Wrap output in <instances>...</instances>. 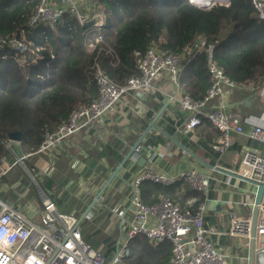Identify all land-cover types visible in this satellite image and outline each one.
Returning a JSON list of instances; mask_svg holds the SVG:
<instances>
[{"label": "built area", "instance_id": "obj_1", "mask_svg": "<svg viewBox=\"0 0 264 264\" xmlns=\"http://www.w3.org/2000/svg\"><path fill=\"white\" fill-rule=\"evenodd\" d=\"M251 1L259 18L264 21V0ZM190 2L205 7L196 0ZM66 16L77 19L82 26L93 22L95 27L102 26L107 18L97 0H40L28 19L26 30L10 35L0 34V50L11 49L15 52L6 54L4 58L13 55L22 62L27 61V57L32 62L41 59L42 48L28 35L42 26L55 27ZM203 51L207 53L212 84L202 99L182 94L178 107L187 114L185 129L193 131L202 125L204 119L209 120L221 134L213 146L214 151L221 155L232 145L231 134L243 135L246 124L251 127L249 136L264 143V119L242 118L214 104L223 97L225 88L231 91L259 90L261 97H264V80L260 86L253 81L235 83L214 61V46L198 38L179 54H163L155 47L149 48L138 63L139 74L129 78L123 85L115 83L97 66L94 82L98 87V97L95 101L79 107L57 129L46 132L40 146L33 152L19 155L13 147V141L5 143L10 157L0 162V184L15 170L23 169L32 179L38 178L40 173H34L43 165L48 166L50 171L52 164L46 162V158L55 161L62 154V147L67 141L79 133L89 134L106 119H110L129 96L136 101L131 110L136 115H143L146 101L156 92L155 81L159 77H170L180 86L178 79L181 71ZM142 151L143 148L138 145L131 157ZM150 156L152 158L153 153ZM32 159H37V162H32L33 168L30 169L28 162ZM233 173L257 187L264 185V155L257 151H246L239 170ZM118 179H121L120 173L97 199L83 221H87L85 228L83 223L79 224L78 213L60 212L50 194L39 187L42 208L38 225L0 199V264H129L132 242L138 237L146 238L153 245L168 242L172 251L170 264H231L230 257L208 239L209 231L204 225L207 211L203 203L195 208H183L167 197H161L151 205L144 203L141 198V187L145 183L164 187L183 183L193 192L205 195L210 189V175L196 169L168 174L147 167L134 175L132 180L124 179L120 190L112 194V199L106 200L109 188ZM97 181L95 175L88 180L84 192L85 198L89 199L88 206L95 199L92 188ZM103 182L99 183L100 188L106 183ZM107 219V233L117 230L119 234L110 257L105 253V244L94 247L83 238L84 229L102 226ZM251 224L252 219L235 216L226 235L250 241ZM255 259L256 264H264V194L258 205Z\"/></svg>", "mask_w": 264, "mask_h": 264}, {"label": "trees", "instance_id": "obj_2", "mask_svg": "<svg viewBox=\"0 0 264 264\" xmlns=\"http://www.w3.org/2000/svg\"><path fill=\"white\" fill-rule=\"evenodd\" d=\"M39 1L0 0V34L26 30ZM97 1L107 16L100 27L93 22L82 26L77 19L66 16L55 27L42 26L28 35L42 48L38 61L32 62L27 57L22 62L13 55L4 58L15 52L0 50V162L10 157L5 147L10 134L21 132V150L33 152L46 132L57 129L79 107L95 101L97 66L115 83L123 85L139 74L138 63L151 47L163 54H179L203 38L207 45L214 46L216 64L235 83L259 84L264 80V21L251 0H229L227 5L216 3L207 10L190 0ZM178 80L185 93L194 99L204 98L212 84L207 53H198L183 68ZM204 122L209 123L207 119ZM113 151L117 152L114 149L107 152L113 155ZM115 160L121 163L123 155ZM58 184L56 175L45 178L39 185L51 194ZM179 185L145 183L141 187L142 200L151 205L167 197L183 205ZM202 200L194 205L198 206ZM108 222L107 219L101 230L106 231ZM86 224L87 221L84 228ZM100 236L83 231L84 240L92 246L105 244V253L110 257L116 239L101 240ZM171 256L168 242L153 245L138 237L132 242L128 263L170 264Z\"/></svg>", "mask_w": 264, "mask_h": 264}, {"label": "crops", "instance_id": "obj_3", "mask_svg": "<svg viewBox=\"0 0 264 264\" xmlns=\"http://www.w3.org/2000/svg\"><path fill=\"white\" fill-rule=\"evenodd\" d=\"M155 86L156 92L146 101L143 115H136L131 110L136 101L129 96L110 119L89 134L79 133L67 141L62 147V154L55 161L46 158V162L52 164L50 171L48 166L43 165L35 171V175L40 173L35 179L23 169L10 173L0 184V199L38 225L42 208L39 190L42 188L39 184L45 178L57 175L59 184L50 196L61 212H76L81 218L89 207V199L84 196L88 180L93 175L98 177L97 184L92 188V195L96 197L102 189L99 183L108 179L118 168L120 163L115 160L117 156L123 155L124 158L140 142L143 153L134 155L125 164L120 172L121 179L111 185L106 200L112 199V194L120 190L124 179L132 180L134 175L147 167L168 174L199 170L211 176L208 193L197 194L182 183L178 194L183 205H179L195 208L202 198L201 203L207 211L204 225L209 231L208 239L230 257L231 264H248L250 241L230 237L226 233L230 230L233 217L252 219L257 186L250 183V190L245 191L242 185L247 182L233 172L239 170L246 151H257L264 155V143L249 136L251 127L246 124L243 135L231 134L232 145L226 153L221 155L215 152L213 146L220 133L209 120V123L204 122L193 131L185 129L187 114L178 107V101L185 93L181 87L170 77H159ZM258 91H231L225 88L223 97L214 104L232 115L264 119V97ZM20 144H13L16 152L22 149ZM111 149L118 153L113 151L111 155L107 152ZM23 153L28 152L21 150L18 154ZM32 160L28 162L30 169L33 168L32 162H37V159ZM250 198L252 203L249 202Z\"/></svg>", "mask_w": 264, "mask_h": 264}, {"label": "water", "instance_id": "obj_4", "mask_svg": "<svg viewBox=\"0 0 264 264\" xmlns=\"http://www.w3.org/2000/svg\"><path fill=\"white\" fill-rule=\"evenodd\" d=\"M216 3H219L221 5H227L229 3V0H225L224 2H211V4L208 7H202V9L207 10L211 5H214ZM9 140L13 141L14 143H21L22 142V133L21 132H15L9 135ZM140 142L138 143V145ZM136 145L131 151L123 158L121 163L119 164L118 168L115 170V172L109 177L108 181L105 183V185L102 187L100 192L96 195L95 199L92 201V203L89 205V207L86 209L85 213L79 220V224H82L87 215L90 213L92 208L95 206L97 203V199L101 197L112 181L118 176V174L121 172L122 168L125 166V164L128 162L130 157L133 155L135 152L136 148L138 147ZM264 194V185H260L257 187V195H256V200L254 202V210H253V216H252V224H251V233H250V252H249V260L248 264H255V237H256V226H257V220H258V205L262 201Z\"/></svg>", "mask_w": 264, "mask_h": 264}, {"label": "rangeland", "instance_id": "obj_5", "mask_svg": "<svg viewBox=\"0 0 264 264\" xmlns=\"http://www.w3.org/2000/svg\"><path fill=\"white\" fill-rule=\"evenodd\" d=\"M17 151H18L17 153L20 152L19 150H17ZM242 188H244L245 191H247V190L249 191L250 188H251V184L250 183H245V184L242 185ZM254 190H256V187H254ZM249 200H250L249 202L252 203V198H250ZM86 233L88 235H90V236L93 235V234H100L101 235L100 236L101 240L107 239L108 237L110 239H112V238L113 239H117V237L119 235L117 230H115L114 233H107V231L101 230V225H95L92 228H86ZM98 240L100 241V239H98Z\"/></svg>", "mask_w": 264, "mask_h": 264}, {"label": "bare ground", "instance_id": "obj_6", "mask_svg": "<svg viewBox=\"0 0 264 264\" xmlns=\"http://www.w3.org/2000/svg\"><path fill=\"white\" fill-rule=\"evenodd\" d=\"M196 1H198L200 4L204 5L205 7H208L213 1L224 2L225 0H196Z\"/></svg>", "mask_w": 264, "mask_h": 264}]
</instances>
